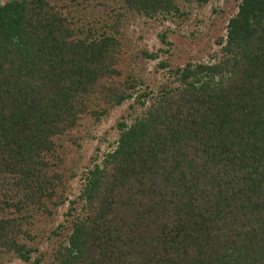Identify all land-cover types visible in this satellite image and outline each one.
I'll return each mask as SVG.
<instances>
[{"label": "trees", "instance_id": "trees-1", "mask_svg": "<svg viewBox=\"0 0 264 264\" xmlns=\"http://www.w3.org/2000/svg\"><path fill=\"white\" fill-rule=\"evenodd\" d=\"M210 1L0 0V263L264 264V0H240L207 63H161L156 91L131 66L157 55L124 40L136 18ZM92 4L107 11L91 23ZM131 100L139 112L67 201L66 141ZM65 202L69 228L32 261L31 216Z\"/></svg>", "mask_w": 264, "mask_h": 264}, {"label": "rangeland", "instance_id": "rangeland-1", "mask_svg": "<svg viewBox=\"0 0 264 264\" xmlns=\"http://www.w3.org/2000/svg\"><path fill=\"white\" fill-rule=\"evenodd\" d=\"M85 1H88V4L92 2V0ZM98 1L105 3L106 0ZM69 2L70 0H61V4L65 3V6ZM239 2L240 0H211L208 5L195 9L185 19L168 18L165 20L162 17L155 19L139 17L127 23L124 40L129 54L133 56L148 52L157 55L156 60L141 58L137 65L131 66L132 71L143 83V86L139 87L140 92L156 91L157 87L166 81L169 76L168 70L161 68V63L166 64L168 68L183 66L187 62L207 63L209 56L217 50V38L225 36L227 21L235 15ZM82 7H73L72 3L67 9L72 11L75 19H78V14H82ZM84 9L93 13L91 23L107 11L93 4ZM161 33L166 35L169 44L161 41L158 36ZM128 57L130 58L129 55ZM130 105H133V108L130 109ZM135 111L139 112L132 100L126 101L123 105L111 109L100 122L83 123L72 133L73 138L66 141L67 146L64 147L67 156L62 158L63 171H66L68 175L74 172L76 176L69 180L61 191L63 198L71 201L79 195V190L83 185L81 175L93 163H99L106 153L114 149L119 136L117 123L122 122L123 119L129 124L128 115H135ZM68 208V202H65L49 218L40 215L31 216L32 225L35 229L38 228L40 234V241L35 240L38 253L32 256V261L36 257H41L40 253L45 254L53 246V241L56 240L51 233L53 230L58 226H63L65 231L62 232L65 234L70 220L66 216ZM26 214L29 216V212ZM39 242L41 246L38 245ZM0 264L24 263L15 257H7ZM41 264H45V261Z\"/></svg>", "mask_w": 264, "mask_h": 264}]
</instances>
